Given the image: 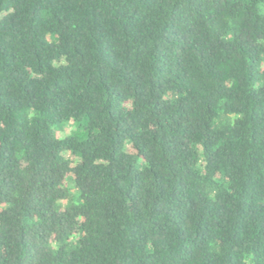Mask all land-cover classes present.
Here are the masks:
<instances>
[{"label": "trees", "instance_id": "1", "mask_svg": "<svg viewBox=\"0 0 264 264\" xmlns=\"http://www.w3.org/2000/svg\"><path fill=\"white\" fill-rule=\"evenodd\" d=\"M0 264H264V0H0Z\"/></svg>", "mask_w": 264, "mask_h": 264}, {"label": "rangeland", "instance_id": "2", "mask_svg": "<svg viewBox=\"0 0 264 264\" xmlns=\"http://www.w3.org/2000/svg\"><path fill=\"white\" fill-rule=\"evenodd\" d=\"M60 130H62V132ZM62 134H68V135L74 134V135H77L81 138H83L84 135H86L83 128L81 129L80 125H78V124L75 126V123H67L65 125V127H63V129L59 128L57 130V135L61 137V136H63Z\"/></svg>", "mask_w": 264, "mask_h": 264}]
</instances>
